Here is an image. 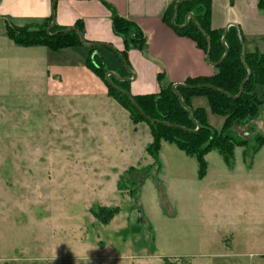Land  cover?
I'll list each match as a JSON object with an SVG mask.
<instances>
[{
	"label": "rangeland",
	"instance_id": "1",
	"mask_svg": "<svg viewBox=\"0 0 264 264\" xmlns=\"http://www.w3.org/2000/svg\"><path fill=\"white\" fill-rule=\"evenodd\" d=\"M13 73L0 55V264H264V245L257 242L264 238V213L263 223L256 213L223 214L216 197L209 204L216 212L203 211L197 171L190 157L180 164L175 144L164 147L160 174L145 148L147 134H134L122 118H101L114 112L112 105L77 98L64 105L28 72ZM256 92L264 100V84ZM191 101L204 107L212 127H223L225 117L211 110L207 96ZM257 119L255 128L236 124L233 131L264 134L263 109ZM260 158L264 174V152ZM159 177L175 217L163 211ZM222 189L228 206L236 188ZM261 195L264 201V185ZM100 206L120 211L104 223L94 213Z\"/></svg>",
	"mask_w": 264,
	"mask_h": 264
},
{
	"label": "crops",
	"instance_id": "2",
	"mask_svg": "<svg viewBox=\"0 0 264 264\" xmlns=\"http://www.w3.org/2000/svg\"><path fill=\"white\" fill-rule=\"evenodd\" d=\"M52 1L0 0V55H4L8 66L14 68L15 73L13 74L23 75L24 72H28L35 79L45 83L46 92L48 95L52 94L51 98L54 101L61 100L65 105L71 98H77L91 101V104L95 106L112 105L115 109L114 112L106 115L102 113L101 118L110 123L115 122L113 118L116 121L122 118L134 134L137 132L147 134L145 143V148H147L152 141L149 127L146 132L143 122L135 124L130 113L117 100L109 96L104 80L87 65L88 50L84 46L65 47L58 50H51L44 45L24 47L15 44L7 36V23L22 26L41 22L51 16ZM178 1L57 0L55 18L56 24L63 27H72L76 22L81 21L84 26V37L87 40L92 43L109 44L119 52H122L125 47L124 41L113 30L111 9L106 3L114 7L119 15L133 21L142 30L147 40L144 49L133 47L128 51V65L134 73V77L123 72L125 67L111 47L100 46V51L107 72L112 71L117 76L131 77L128 87L132 95L150 94L160 90L161 86L158 81L160 72L165 73L166 80L173 85L184 83L188 77L210 76L216 72V67L207 61L205 52L197 47L195 41L190 37L178 34L164 20L167 8L170 4ZM259 2L260 0H212V27L225 29L232 23L236 24L242 33L246 51L263 53L264 7H260ZM257 124L258 119L252 120L247 126L255 128ZM118 132L120 133L119 128ZM132 139L134 142L138 140L137 135L132 136ZM167 143L170 142H162L159 152L160 174L164 166V147ZM126 147L128 152H133L135 148L132 142L127 143ZM179 150L181 151L179 152L180 164L183 163L181 160L188 161L189 158L184 157H190L189 161L197 171V178L201 184H199L196 199L198 203L201 199V206L205 205L203 211L215 213L219 209L218 212H223V214L237 213L244 217L256 213L261 219L259 223H263L264 201L261 193L264 174L258 165L264 152V146L248 162L244 158V147L236 146L234 149L235 161L232 167L226 164L218 151H210L206 155L208 169L203 179L198 177V163L194 162V157L187 155L181 149ZM171 151L175 150L171 148ZM239 153L242 158L238 156ZM240 158L242 162H240ZM157 181L162 188L163 196L160 195V200L163 211L167 216L175 217L177 209L169 200L161 177ZM227 184H233L236 188L233 194L234 198L228 201V206L224 198L226 192L222 189ZM213 197H216L222 206L210 209L209 204ZM237 198V207H235L234 203ZM231 204L234 205L231 206ZM147 220L151 224L155 241L154 226L148 218ZM261 232L263 233V231ZM257 242L264 245V238ZM262 248L260 250H264V246Z\"/></svg>",
	"mask_w": 264,
	"mask_h": 264
},
{
	"label": "trees",
	"instance_id": "3",
	"mask_svg": "<svg viewBox=\"0 0 264 264\" xmlns=\"http://www.w3.org/2000/svg\"><path fill=\"white\" fill-rule=\"evenodd\" d=\"M178 2V11L173 24L175 6ZM178 2L170 4L164 14V20L178 34L194 40L197 47L207 55L208 38L203 32L205 31L211 40L209 61L211 63L219 62L226 51L222 43L225 29L213 28L211 25L212 0H179ZM106 4L111 9L113 30L124 41L125 47L120 53L128 63L129 49L133 47L144 49L147 44L146 37L133 21L119 15L114 7L108 3ZM259 6L264 7V0H260ZM190 13L194 14L196 21L203 30L191 19H189L188 25L182 27ZM51 22L52 16L41 22L22 26L7 23L6 34L15 44L24 47L44 45L51 50H58L65 47L84 46L88 50L87 65L104 80L108 87L109 96L117 100L130 113V117L135 124L145 121L149 125L152 141L146 150L154 158L158 171L161 169L159 152L163 141L174 143L187 155L197 160L198 177L200 179L206 176L208 169L206 155L210 151H218L223 156L226 164L232 167L235 161L234 149L236 146L244 147V158L247 162L251 161L257 151L264 146L263 133L243 137L233 131L236 124L239 126L247 125L260 114L262 109L264 110V100L260 99L256 92L257 86L264 84V52H245V63L251 69V76L238 98L227 96L223 92L212 88H192L193 86L208 84L220 88L232 96H236L240 92L241 84L248 74V69L241 59L242 45L236 27L230 26L228 29L226 36L228 55L216 67V72L210 76L188 77L184 81L186 86L180 85L177 87L184 103L192 109L193 120L188 109L180 103L178 94L173 89V83L166 80V75L163 72L158 74L161 87L157 93L133 95L138 106L148 117L145 118L136 109L131 99L108 81L104 61L101 59L100 47L85 46L76 31L49 35L47 28ZM73 27L80 30L84 35V26L81 21L76 22ZM66 28L68 27L55 24L51 32L54 33ZM85 40L90 42L86 38ZM123 72L128 73L125 68ZM110 78L115 85L130 93L128 81H120L114 77ZM194 95L207 96L211 110L225 117L223 127L220 130L215 129L208 123L207 112L204 107H194L192 105L191 98ZM158 121L183 126L190 131ZM131 195L133 196V192ZM139 209H141L140 204ZM119 211V207L100 206L97 207L94 213L102 222L107 223ZM145 225L152 233L151 224L146 217ZM137 230L138 224L134 222L131 231L134 233Z\"/></svg>",
	"mask_w": 264,
	"mask_h": 264
},
{
	"label": "water",
	"instance_id": "4",
	"mask_svg": "<svg viewBox=\"0 0 264 264\" xmlns=\"http://www.w3.org/2000/svg\"><path fill=\"white\" fill-rule=\"evenodd\" d=\"M56 3H57V0H53V1H52V5H51V16H52V22H51V24L49 25V27L47 28V33H48L49 35H56V34H58V33H60V32L76 31V32L79 34L80 39H81L82 43H83L85 46H93V47L109 46V47H111V48H112V49L118 54V56H119V58L121 59L123 65H124V67H125V69L127 70V72H128L132 77H134V73L132 72L130 66L128 65V63L126 62V60L124 59V57L122 56V54H121L118 50H116L115 48H113L111 45H109V44H102V43H92V42H87V41L85 40L84 35L82 34V32H81L80 30H78L77 28L73 27V26H72V27H68V28H66V29H63V30H59V31L54 32V33L51 32V29H52L53 26H55V24H56V18H55V7H56ZM178 5H179V2L176 3V6H175V14H174V16H173V20H172V23H173V24L175 23V16H176V13H177V11H178ZM189 19L193 20V21L198 25V27H199L201 30H203V29L200 27V25L198 24V22L196 21V18H195V16H194V14H192V13L188 14V16H187V18H186V21H185L184 25H182V27H185L186 25H188V23H189ZM230 25H231V26H234V27L237 28L238 36H239V39H240V42H241V45H242L241 59H242V62L246 65V63H245V52H246V48H245V42H244V39H243L242 33H241L239 27H238L236 24L232 23V24H230ZM230 25H229V26H230ZM229 26L225 28V31H224V34H223V37H222V43H223V45L225 46L226 51H225L224 55L222 56V58L220 59V61L217 62V63H211V62L209 61V57H208V55H209V51H210V49H211V40H210V38L208 37L207 33H206L205 31H203L204 34H205V35L207 36V38H208V51H207L206 59H207V61H208L210 64H212V65L215 66V67H217L220 63H222V62L224 61V59L227 57V55H228V47H227V44H226V36H227V33H228ZM246 67H247V69H248V74H247V76L245 77V79L243 80V82H242V84H241L240 92H239L236 96H232V95L229 94L228 92H226V91H224V90H222V89H220V88L214 87V86H212V85H208V84H202V85H198V86H193L192 88H193V89H196V88H212V89H216V90H218V91L223 92V93H224L225 95H227V96L234 97V98H238V97L242 94V92H243V90H244V86H245L247 80H248V79L250 78V76H251V69L248 67V65H246ZM106 76H107L108 81H109V82H110V83H111V84H112L117 90H119L120 92H122L123 94H125L127 97H129V98L131 99V101L133 102L134 106L136 107V109H137V110H138V111H139V112H140L145 118H148L147 115H146V114L141 110V108L138 106V104H137V102H136L134 96H133L131 93H129V92H127V91L121 89V88L118 87L117 85H115V83H114V82L111 80V78H110V77H114V78H116L117 80H120V81H129V80L131 79V77H129V76H117V75H116L114 72H112V71L107 72ZM180 85L186 86L184 83H178V84H174V85H173V89H174V91L178 94V97H179V101H180V103H181L185 108L188 109L189 114H190V117L194 120L193 115H192V109H191L188 105H186V104L184 103L183 98H182V95H181V93H180V92L178 91V89H177V87L180 86ZM158 122H160V123H166V122H161V121H158ZM166 124H168V125H172V126H176V127L181 128V129H184V130H188V131H190L189 129H187V128L183 127V126H178V125H174V124H170V123H166ZM138 213H139V215H140L141 210H139Z\"/></svg>",
	"mask_w": 264,
	"mask_h": 264
}]
</instances>
